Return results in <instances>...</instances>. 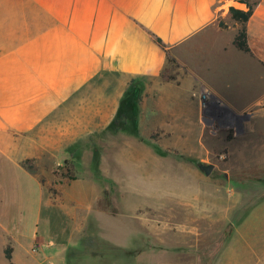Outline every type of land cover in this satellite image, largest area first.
Returning <instances> with one entry per match:
<instances>
[{
	"label": "rangeland",
	"instance_id": "rangeland-1",
	"mask_svg": "<svg viewBox=\"0 0 264 264\" xmlns=\"http://www.w3.org/2000/svg\"><path fill=\"white\" fill-rule=\"evenodd\" d=\"M175 73L97 76L22 134V168L0 159V249L10 250L0 264H219L243 251V222L264 205V165L233 170L245 118L195 87L187 98Z\"/></svg>",
	"mask_w": 264,
	"mask_h": 264
},
{
	"label": "crops",
	"instance_id": "crops-1",
	"mask_svg": "<svg viewBox=\"0 0 264 264\" xmlns=\"http://www.w3.org/2000/svg\"><path fill=\"white\" fill-rule=\"evenodd\" d=\"M229 7L247 9L237 0H0V159L22 168V134L97 76L149 80L171 70L187 98L195 87L245 118L229 151L233 170L264 165V0L245 24L249 52L233 45L240 25ZM242 227L251 231L243 251L229 248L219 264H264V205ZM8 235L0 221V248Z\"/></svg>",
	"mask_w": 264,
	"mask_h": 264
},
{
	"label": "trees",
	"instance_id": "trees-1",
	"mask_svg": "<svg viewBox=\"0 0 264 264\" xmlns=\"http://www.w3.org/2000/svg\"><path fill=\"white\" fill-rule=\"evenodd\" d=\"M237 1L240 3H244L246 5L247 9L245 11H243V10L235 9L233 7H229L228 12H229L230 18L240 25L236 35L233 38V45L238 50H241L243 52H249V48L247 45V36H246L245 24H246L248 18L250 17V15L252 13L253 6L256 4L257 0H237ZM220 26L222 27L223 25L220 24ZM156 41L158 44L162 45V43L160 42L159 39H156ZM133 90H134V88L130 87L128 89V92L124 96L123 101H122V104L123 103L126 104V105H124V107L126 109H129V107H130L128 105V103H129V101H128L129 96L128 95L130 93H132ZM119 116H121V113L118 114L117 118H115L114 124L117 123ZM64 162L66 163V160ZM4 256L6 259H10V250L8 248H6L4 250Z\"/></svg>",
	"mask_w": 264,
	"mask_h": 264
},
{
	"label": "water",
	"instance_id": "water-1",
	"mask_svg": "<svg viewBox=\"0 0 264 264\" xmlns=\"http://www.w3.org/2000/svg\"><path fill=\"white\" fill-rule=\"evenodd\" d=\"M198 167L204 171L205 175H208L210 173V171L212 170L213 165H211V164H207V165L198 164Z\"/></svg>",
	"mask_w": 264,
	"mask_h": 264
}]
</instances>
